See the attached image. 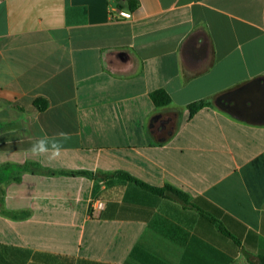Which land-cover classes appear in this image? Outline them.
Instances as JSON below:
<instances>
[{"label":"crops","instance_id":"0c3cea01","mask_svg":"<svg viewBox=\"0 0 264 264\" xmlns=\"http://www.w3.org/2000/svg\"><path fill=\"white\" fill-rule=\"evenodd\" d=\"M116 6L0 0V264H264V0Z\"/></svg>","mask_w":264,"mask_h":264},{"label":"trees","instance_id":"16d2710c","mask_svg":"<svg viewBox=\"0 0 264 264\" xmlns=\"http://www.w3.org/2000/svg\"><path fill=\"white\" fill-rule=\"evenodd\" d=\"M116 7L117 8H126L127 10L131 11L133 10L136 5H137V0H116ZM150 99L151 102L155 105V106H165L167 104L170 103L171 98L168 95V93L164 90V89H157L154 90L150 93ZM33 104L34 106L38 109V110H42L47 106V101L45 99L42 98H36L33 100ZM209 102L205 99H201L192 103H189L187 105L189 114H193L196 110L208 105ZM32 167H35L34 169H38V165L37 164H30ZM46 172L48 174H83V172H73V171H55V170H50V169H46ZM104 176H116L119 177L123 180L129 181L133 184H135L136 186L145 189L151 193H154L156 195L174 200L179 202L183 207H188V208H194L198 211H200L203 215H205L219 230L221 233H223L226 236H230V234L225 230L224 227H222V225L218 222V220L216 219V217H214L212 214H209L208 212H205L203 209L200 208V206H198L195 202V200L193 199H189V195L187 193H185L184 191H182L181 189H178L174 186H171L169 184H164L162 186H152L149 185L131 175H129L128 173L122 172V171H116L113 173H109L107 175ZM260 257V256H259ZM261 258V257H260Z\"/></svg>","mask_w":264,"mask_h":264},{"label":"built area","instance_id":"2783aa9c","mask_svg":"<svg viewBox=\"0 0 264 264\" xmlns=\"http://www.w3.org/2000/svg\"><path fill=\"white\" fill-rule=\"evenodd\" d=\"M109 16L111 19H130L132 17V13L127 9L112 7L109 11ZM100 207L101 203H98L96 208Z\"/></svg>","mask_w":264,"mask_h":264}]
</instances>
